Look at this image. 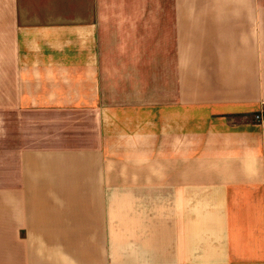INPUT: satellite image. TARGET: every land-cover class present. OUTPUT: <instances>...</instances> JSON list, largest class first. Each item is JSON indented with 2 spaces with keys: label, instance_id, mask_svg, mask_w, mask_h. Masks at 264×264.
Listing matches in <instances>:
<instances>
[{
  "label": "crops",
  "instance_id": "obj_1",
  "mask_svg": "<svg viewBox=\"0 0 264 264\" xmlns=\"http://www.w3.org/2000/svg\"><path fill=\"white\" fill-rule=\"evenodd\" d=\"M0 264H264V0H0Z\"/></svg>",
  "mask_w": 264,
  "mask_h": 264
},
{
  "label": "built area",
  "instance_id": "obj_2",
  "mask_svg": "<svg viewBox=\"0 0 264 264\" xmlns=\"http://www.w3.org/2000/svg\"><path fill=\"white\" fill-rule=\"evenodd\" d=\"M255 119H256L257 121H260L262 118H261L259 115H257V116L255 117Z\"/></svg>",
  "mask_w": 264,
  "mask_h": 264
}]
</instances>
